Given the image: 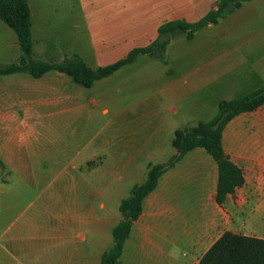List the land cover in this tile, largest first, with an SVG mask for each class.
<instances>
[{"label": "crops", "instance_id": "obj_1", "mask_svg": "<svg viewBox=\"0 0 264 264\" xmlns=\"http://www.w3.org/2000/svg\"><path fill=\"white\" fill-rule=\"evenodd\" d=\"M28 1L34 59L59 64L79 56L94 69L149 46L165 23H193L217 9V0H79L76 27L86 37L81 33V39L72 40L52 23L42 29ZM55 14H66V8ZM249 14L264 21V0L243 4L192 40L175 37L163 57L139 55L91 88L59 71L40 78L28 73L0 76V264H102L122 214H98L97 204L106 208L103 194H96L98 203L90 206L88 195L76 200L67 192L69 185L38 182L37 176L49 170L39 166L41 138L35 133L46 130L49 144H55L57 136L66 134L64 128L76 126L83 132L96 119L101 143L77 169L90 173L85 163L99 157L102 162L94 171L130 174L132 188L144 183L150 165L168 164L178 154L173 145L177 130L209 122L222 101L264 87V23L245 22ZM11 30L0 24V39L8 41L2 47L14 55L0 66L21 58L17 34ZM200 37L202 45L193 46L191 55L170 58L176 43L195 44ZM223 147L242 169L245 183L218 204V163L204 148L189 151L161 175L144 200L121 264H199L225 232L250 236L248 224L264 222V104L227 124ZM24 149L33 160L28 167L15 162L23 159ZM71 150L70 145V155ZM29 174L32 182L21 181L20 176ZM79 189L89 191L87 185H72L71 192Z\"/></svg>", "mask_w": 264, "mask_h": 264}, {"label": "trees", "instance_id": "obj_2", "mask_svg": "<svg viewBox=\"0 0 264 264\" xmlns=\"http://www.w3.org/2000/svg\"><path fill=\"white\" fill-rule=\"evenodd\" d=\"M251 0H217V9L196 22L172 21L159 29V38L144 48H138L119 62L94 69L79 56L63 63L44 62L34 59L32 32V14L28 0H0V19L11 27L18 37L21 58L18 63L0 66V76L16 73H28L40 78L50 71H59L69 75L74 82L86 88L114 72L123 65L133 62L139 55L150 54L163 57L171 40L184 35L192 40L196 33L217 24L229 13L237 10ZM264 104V87L243 98L222 101L219 112L209 122H201L191 129L176 131L173 145L178 154L168 164L150 165L146 181L132 188L130 196L123 199L120 212L123 219L113 230V246L102 257V264H121L126 241L129 239L134 222L143 212L144 200L158 186L161 175L189 151L204 148L218 163L219 183L217 202L223 205L229 194L245 183L241 168L226 155L223 147V133L227 124L239 114L252 112ZM199 264H264V239L225 232L201 258Z\"/></svg>", "mask_w": 264, "mask_h": 264}, {"label": "rangeland", "instance_id": "obj_3", "mask_svg": "<svg viewBox=\"0 0 264 264\" xmlns=\"http://www.w3.org/2000/svg\"><path fill=\"white\" fill-rule=\"evenodd\" d=\"M31 1L33 8L36 10L37 18L41 19L40 26L42 29L45 25L48 26V24L52 23L53 26H58L60 34L62 33L70 38L72 37V40L81 39V33L84 38L86 37L84 29L82 28L80 30V28L76 27V24L80 21L79 13H75V10L80 7L79 0ZM61 8H66V14H55V10ZM69 9H74V13H71ZM256 18L257 17L253 14H249L245 22L255 26L257 25V22L264 23V21ZM0 24L8 28V30H11L1 19ZM8 32L14 34L13 30ZM202 42V37H200L195 44H193V42H187L186 40L179 41L170 49L169 56L170 58H173L181 55H191L193 46H201ZM7 43L8 41H4L2 38L0 39V64L9 63L14 58L11 48L2 47ZM42 47L43 46L40 45L38 47L36 46L38 51H41ZM37 58H42L40 53H37ZM83 129L85 130L82 132L81 130H78L76 126L64 128L66 134L62 133V135L60 134V136H57L55 144H52V142L49 144L50 139L46 130H42V133H35L40 134L39 137L41 138L40 150L38 151L40 153V157L37 159L39 166L49 170L47 175L42 174L41 176H37L39 178L38 182H41L42 184L55 183L58 185H69L70 190L67 192L71 193L76 200L82 198L85 200L86 195H88L87 202L90 206H94L98 203V197L96 194H103V200L106 203V208L102 210L97 204L95 207L97 208L96 210L98 214L105 217L112 216L113 214L121 217V212L119 210L120 205H117L119 199L123 200L130 196L132 190V175H115L107 168L94 171V169H96L95 166H98L102 162L99 157L85 163V167L92 169L90 173L77 169L81 164V161L83 162L84 159H86V156H91L96 153V147L99 143H101L100 141L102 139V137L98 135L100 126L98 125L96 119L91 121V123ZM61 130L63 131V128H61ZM65 145H67L66 148ZM70 145L72 146L71 155L68 151V146ZM77 151H81V156H79ZM21 153V157H23V159H16L15 162H23L25 167L31 166L33 160L29 158L27 149H24ZM45 154H50V158L45 156ZM54 156L56 157L54 158ZM37 160H35V162H37ZM23 177L24 180H21L23 182H32L34 178L32 174L20 176V178ZM17 178H19V176H17ZM72 185L76 187L79 185H87L89 187V191L79 189L71 192ZM101 187H103V191L100 190ZM94 216V220L98 221L97 214H94ZM218 229L219 231L224 230L223 227H219ZM245 230L248 234H250V236L259 235L261 239H264V222L248 224V229ZM112 246L113 244H111V247Z\"/></svg>", "mask_w": 264, "mask_h": 264}]
</instances>
